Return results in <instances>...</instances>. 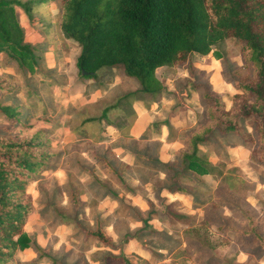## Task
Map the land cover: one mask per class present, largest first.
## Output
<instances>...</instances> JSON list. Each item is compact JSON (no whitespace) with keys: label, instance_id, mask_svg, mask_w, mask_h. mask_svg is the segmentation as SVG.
Returning a JSON list of instances; mask_svg holds the SVG:
<instances>
[{"label":"rangeland","instance_id":"obj_1","mask_svg":"<svg viewBox=\"0 0 264 264\" xmlns=\"http://www.w3.org/2000/svg\"><path fill=\"white\" fill-rule=\"evenodd\" d=\"M29 12L31 17L17 6L13 9L22 29V41L39 42L44 50L50 47L49 61L44 59V50L36 63H31L26 55L18 63L9 54L10 50H0V79L10 84L9 88H16L12 93L0 92V103L20 105L18 110L21 118L26 117V124L14 127L20 135L42 130L39 138L44 145L41 149L48 154V168L41 169L25 185L31 200L28 214H34L33 208L38 206L43 212L44 226L67 218L73 222L72 234L77 230L76 221L91 226L96 217H102L104 229L116 245L114 248L102 246L98 241L84 242L82 234L72 235V240L57 245L58 253L54 258L59 259H43L39 264H98L108 251L125 256L127 264H205L203 260L208 257L211 259L206 264H264L262 250H245L255 247L257 239L252 234H234L228 228L232 225L240 230L253 229L264 238V164L256 160L257 140L250 118L241 119L235 131H214L206 145H199L212 167L209 172L196 173L198 179H184L189 187L179 197L156 187L163 173L162 166L152 159L159 153L161 121L167 122V133L172 140L180 139L185 129L203 121L205 106L200 98L203 87H194V83L207 84L220 94L224 108L230 107L232 95L240 91L227 80L253 75L243 64L237 42L223 38L206 54L193 52L185 63L155 68L154 74L162 83L161 91L153 96L140 95L135 106L137 111L141 107H152L156 118L148 123L144 139L135 144L126 143L149 155L150 158L144 159L147 163L138 160L140 157H130V164H126L124 160L129 154L125 152L119 154L122 159L107 154L101 147L96 150L97 154L104 152L110 159L120 178L116 180L114 171L100 162L89 164L86 159H80V144L88 148V141L79 139L80 143H73L69 140L68 126L73 127L76 136L96 138L95 133L80 132L78 99L70 101L69 95L75 91L78 95L79 87H83L85 94L92 90L101 92L102 97L95 101L94 109L97 110V106L104 103L114 104L119 95L137 88V83L120 68L108 66L101 67L93 79L85 81L72 64V56L77 51L75 42L64 41L58 29L61 15L58 3L51 0L32 3ZM11 52L18 58L21 56L16 51ZM68 76L73 83L69 88L65 85ZM106 80L112 82L111 87L104 88ZM114 109L106 114L114 125L125 127L131 123V104L118 111ZM5 122L0 113V124ZM152 122L156 125L152 126ZM114 142L125 143L124 139ZM170 148L167 151L172 154ZM89 153L92 151H88L90 156ZM58 168L63 170L65 177L62 183L55 181L56 174L61 172ZM73 193H76V202ZM146 197L152 200V207L147 206ZM170 201V207L184 212L188 220L176 221L165 215L166 204ZM112 204L116 205L113 210ZM122 205L129 206L124 213H121ZM150 208L158 211L159 217L148 219ZM246 215L254 218V228ZM30 222L31 225L35 223V218H30ZM39 261L40 258L29 260L28 264Z\"/></svg>","mask_w":264,"mask_h":264},{"label":"trees","instance_id":"obj_2","mask_svg":"<svg viewBox=\"0 0 264 264\" xmlns=\"http://www.w3.org/2000/svg\"><path fill=\"white\" fill-rule=\"evenodd\" d=\"M46 1L49 0H0V50H10L7 53L18 63L25 55L31 63H36L44 49L39 42L31 44L22 41V29L13 15L14 6L31 17V4ZM51 1L58 3L61 9L58 25L61 35L73 40L79 48L74 64L81 77L94 78L97 70L103 66L118 67L138 85L134 90L119 95L114 104L103 106L99 115L85 120L104 118L110 123L106 116L109 110L115 108L118 111L130 105L132 100L140 99L144 93L151 96L159 93L162 83L154 74L158 66L185 63L193 52L206 54L213 44L223 38H232L237 42L243 64L250 68L253 75L245 79L227 80L240 91L232 95L228 109L224 108L220 94L207 84H193L194 87H203L200 98L205 106L204 119L182 132L180 144L173 150L172 158L160 161L157 157H151L162 166L163 175L157 188L185 193L189 183L184 179H196V173L200 170L209 172L212 167L199 145H206L214 131L224 133L237 130L244 118H250L256 136V160L264 164V0ZM11 51L21 56L18 58ZM9 85L0 79V92L12 93L16 90L9 88ZM19 106L14 102L0 103V113L6 120L0 124V264H12L17 246L23 244L18 237L31 210L30 195L25 191L26 183L41 169L48 168V154L41 149L44 142L39 138L42 130L20 135L14 127L26 124V117L20 116ZM161 123L167 124L166 121ZM151 125L156 123L152 122ZM143 138L145 136L141 134L139 139ZM165 140L171 141L172 137L167 133ZM126 141L135 144L138 139ZM139 155L150 158L144 152ZM106 165L109 171H114L115 179L120 180L117 170L107 162ZM73 195L76 202V193ZM144 201L148 207L153 206L149 198L146 197ZM167 203L165 215L169 219L188 220L184 212L170 207L171 201ZM128 207L122 205L121 213ZM156 216L158 211L150 208L148 219ZM245 217L254 228V218L249 215ZM64 220L70 221L67 218L61 221ZM142 221H146V218ZM75 223L77 230L73 236L82 234L84 242L98 241L102 246L116 247L112 236L104 229V218L96 217L91 226ZM228 228L234 234H252L258 244L245 250L254 252L260 249L264 254L262 234L253 229L240 230L232 225ZM207 259L203 260L205 264L211 257ZM98 264H127V260L121 254L108 251Z\"/></svg>","mask_w":264,"mask_h":264},{"label":"crops","instance_id":"obj_3","mask_svg":"<svg viewBox=\"0 0 264 264\" xmlns=\"http://www.w3.org/2000/svg\"><path fill=\"white\" fill-rule=\"evenodd\" d=\"M49 20H47L46 24H49ZM59 29V28H58ZM45 32V30H44ZM62 36V35H61ZM64 41H68L70 39L65 38L62 36ZM73 41V40H71ZM74 42V41H73ZM76 44V43H75ZM77 46V45H76ZM50 47H46V49L43 51V56L45 61H49L51 57V51L49 50ZM78 46H77V51L76 53L72 56V64L75 66V57L78 53ZM51 64H48L50 66ZM55 65V64H54ZM162 66V65H161ZM159 67V66H158ZM68 76L65 85L66 87H70V84H73L71 79ZM93 78H85V81H90ZM112 82L110 80H106L104 84V88L111 87ZM74 86V85H73ZM72 86V87H73ZM67 88V89H68ZM73 94H70V101H74V99H78V106H77V120L79 121L78 123L80 124V132L85 133V134H96V138L92 139L90 137H83V136H76L75 135V130L73 127H66V132L69 133V140H71L73 143H80L79 139H84L88 141L87 147L83 146V143L81 142V146L79 147V150L81 153L80 154V159L83 161V159H86L89 164L91 161H94L93 163H98L102 166H107L106 162L108 164H111L109 161L110 159L107 158L106 154H97L96 150H98L100 147L104 149V151L112 156H116L119 158L121 152H125V154H129V157L127 160H124L126 164H130V157H140L138 160H142L143 162L147 163L142 156L139 155L140 151H138L134 147H130V145H127V141L129 139H138L140 140L139 137L141 134L144 133V130L148 127V123L155 119L154 111H151L152 107L148 108V106L141 107L142 109H136L135 102H138L139 100H133L131 102V110H132V117H131V123L127 124L125 127H121L120 125H114L112 122L105 121L104 118L101 119H95V120H85L87 117L91 116H97L101 112V109L103 106H105L106 103L101 105L100 107L97 106V110L94 109L95 106V101L97 99L102 97L101 92L96 93V91L92 90L87 92L86 94L83 91V87H79ZM79 97V98H77ZM138 105V104H137ZM99 108V109H98ZM95 110V111H94ZM109 118V116H107ZM145 118V119H144ZM94 122L96 126L94 127ZM89 124H92L93 127L91 128ZM160 127V132L161 136L159 137V141H161L159 145V153L157 154V158L160 161H167L168 159L171 158V152L167 151L168 147L170 148V151L174 150L177 146H179V139H175L172 141H167L165 140L166 134H167V126L163 123ZM171 126H173L172 123H169ZM174 127V126H173ZM151 128V126H150ZM179 129V128H178ZM118 139H124L125 143H115L114 140ZM144 139V138H143ZM117 142V141H116ZM130 143V142H128ZM176 143V144H175ZM133 144V143H132ZM166 145V146H165ZM170 145V146H169ZM175 145V146H173ZM91 150L92 153H89L90 156L88 155V151ZM137 155V156H136ZM149 156V155H148ZM135 158V159H136ZM78 159V158H77ZM78 159V160H80ZM112 165V164H111ZM56 170V169H55ZM60 170L59 174H56V182L57 183H62L65 179L63 170ZM60 175V176H59ZM175 197H179L178 192H173ZM104 196V195H103ZM105 196L108 198V200H111V197L109 196L108 193L105 194ZM115 200L112 198V201ZM116 201V200H115ZM112 210L114 207H116L115 204H112ZM97 207V206H96ZM98 208V207H97ZM33 213L27 214L26 220L22 226V232L21 235L18 237L20 242H23V244H19L17 246V249L15 251L14 257H13V262L14 264H28V261L30 260H35L37 258H40V261L38 262L41 263L43 259L45 260H50L52 261L53 259H59V258H54L56 253H58L57 245L60 243L59 246H62L63 241L67 242L68 240H72V228H73V223L70 221H56L53 222L52 225L49 224V226H44L45 222H43L42 218V210L39 209L38 206H35L33 208ZM61 210V208L59 207ZM116 209V208H115ZM30 218H35V223L30 222ZM40 218V219H39ZM31 226V227H30ZM16 237V236H15ZM53 239L51 241L50 239ZM62 242V243H61ZM96 242V241H95ZM114 242V240H113ZM52 243V244H50ZM53 247V248H52ZM53 253V254H52ZM47 264V262L45 263Z\"/></svg>","mask_w":264,"mask_h":264},{"label":"water","instance_id":"obj_4","mask_svg":"<svg viewBox=\"0 0 264 264\" xmlns=\"http://www.w3.org/2000/svg\"><path fill=\"white\" fill-rule=\"evenodd\" d=\"M84 73V71L83 70H81V74H83Z\"/></svg>","mask_w":264,"mask_h":264}]
</instances>
